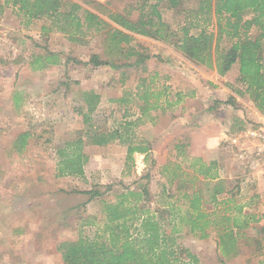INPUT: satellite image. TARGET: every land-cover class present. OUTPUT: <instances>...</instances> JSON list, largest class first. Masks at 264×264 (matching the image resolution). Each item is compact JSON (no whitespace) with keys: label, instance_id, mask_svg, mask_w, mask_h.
Segmentation results:
<instances>
[{"label":"rangeland","instance_id":"1","mask_svg":"<svg viewBox=\"0 0 264 264\" xmlns=\"http://www.w3.org/2000/svg\"><path fill=\"white\" fill-rule=\"evenodd\" d=\"M69 1L109 18L106 22L113 28L116 27L109 21L112 17L122 16L136 21L140 15L148 14L150 6L156 2ZM199 2L177 0L172 5L164 0L157 10L171 31L192 21L215 32L213 19L207 25L203 17L195 16ZM48 25L47 20L27 22L12 8H8L0 18V264H63L57 250L60 243L75 241L79 236L93 238L97 233L102 234L104 223L100 221L99 214L102 204L96 199L89 200L85 193L98 189L105 192L100 198L114 202L116 195L127 189L138 190V184L145 183L141 179L145 175L149 176L148 190L161 191V186L171 187L172 184L170 186L164 180L160 171L166 164L171 172L174 170V160L179 151L176 145H180L175 141L187 146L189 137L186 135L191 132L207 131L214 138L222 132L226 134L228 140L226 137L214 148L217 151H213V160H217L221 171L228 175H246L243 179L247 186L246 197L252 199L254 212L264 211V152L261 149L264 144V112L255 109L248 98H240L232 91L242 89L236 82V66L224 77H219L214 71L185 58L169 41L132 33H127L132 37L128 46L122 44L121 47H133L137 54L127 57V53L112 48L111 39L101 33L88 32L81 37V42L70 41L63 34L43 32L41 28ZM198 31L193 28L191 32L195 34ZM171 40L175 41V38L171 37ZM227 44L222 40L220 47ZM47 53L56 55L58 64L32 70L34 59ZM92 55H98L101 61L110 59L117 65L133 64L137 60L142 62L139 66L122 69L94 67L87 63ZM166 60L174 61L178 66L173 67ZM152 75H157L156 89L168 88L170 102L175 100L176 94H180L181 101L176 103L178 105L152 112L156 120L154 125L147 128L152 123H146L133 132L134 142L146 141L152 152L145 159L134 154V165L129 168L125 166L129 143L115 139L106 145L94 146L83 138L80 114L85 111L83 94L93 93L100 97L99 104L90 115V124L106 133L118 128L120 134L128 137L129 131L127 134L122 129V107L115 100L125 92L133 91L140 78ZM189 76L195 78L188 81ZM191 82L197 87L203 86L199 98L195 93L191 94ZM14 91L22 97L17 111L12 110L10 104ZM230 96L235 99L233 107L224 103ZM189 109L198 111L194 121L183 117ZM130 113L133 115L137 111L131 107ZM175 115H182L180 123L187 120L191 126L182 127L181 132L185 133L182 139L178 138L181 134L176 133L175 137L170 134L171 139L166 145L165 139L151 133L157 134L156 125L173 122ZM24 131L31 134L29 146L18 155L11 150V143ZM81 137L85 142L83 153L87 156L83 165L84 177H58L57 149ZM149 137L151 139L147 140ZM233 137L238 138L237 145L230 146L228 143ZM224 142L226 146L222 147ZM186 165L181 163V166ZM150 197L145 208L159 213L161 210L156 203L163 204V198L157 192ZM233 207L237 204L231 201L229 209ZM258 223L252 224L256 226L241 237L234 232L235 245L230 255L222 260L214 257L213 243L206 245L207 242L193 241L187 235L172 236L173 251L180 260H186L187 255L196 257L197 253L201 254L197 258L198 264H259V261L264 264V225ZM164 230L169 233L168 223Z\"/></svg>","mask_w":264,"mask_h":264},{"label":"trees","instance_id":"2","mask_svg":"<svg viewBox=\"0 0 264 264\" xmlns=\"http://www.w3.org/2000/svg\"><path fill=\"white\" fill-rule=\"evenodd\" d=\"M155 1L154 5L150 6V12L140 15L136 21L122 16L112 17L111 20L129 33L169 41L185 58L198 66L214 71L219 77H224L236 66V82L242 86V89H232V91L240 98H248L255 109L264 112V0H200L195 16L200 19L203 17V22H207V25L213 19L215 32L195 25L192 21L184 23L176 31H171L162 22L157 10L160 2L164 0ZM168 2L175 5L177 0H168ZM8 8H12L27 22L49 21L48 27L41 28L43 32H57L65 35L70 41L77 42H81V37L88 32L101 33L111 39L112 48L123 54L127 53V57L137 54L133 47L130 49L121 47L122 44L128 46L132 40L130 35L111 27L97 15L69 0H0V18ZM143 16L146 17L145 20ZM193 28L199 31L193 34L191 32ZM171 37H174L175 41H172ZM222 40L228 43L226 47H220ZM33 62L34 71L58 64L57 56L53 53L36 57ZM141 62L137 60L133 64L126 62L117 65L110 59L101 61L98 55H92L87 63L94 67L108 66L112 69H122L139 66ZM156 77L157 75H152L140 78L133 91L125 92L121 98L115 100L122 107L121 118L124 120L122 129L126 130L127 134L129 131L128 137L120 134L118 128L106 133L90 124V115L99 104L100 97L93 93H84L82 100L85 111H81L80 114L83 138L85 137L87 143L103 146L115 139L120 143H129L125 154V166L129 168L134 165V154L144 155L145 159L151 150L150 145L145 143L146 141L134 142V129L152 123L154 120L152 112L164 110L181 101L180 94H176L175 101L170 102L167 87L156 89ZM123 82L122 80L121 83ZM234 102L235 99L230 96L224 103L233 107ZM131 107L136 109V114L130 113ZM128 117L134 119L128 121ZM29 136V132L20 135L23 146ZM84 145L85 142L81 137L57 149L58 177H84L83 165L87 160V156L83 153ZM221 146L225 147L226 142ZM185 168L197 176L212 180L213 171H217L218 164L215 161L205 163L200 158H189ZM174 173L173 170L169 177L171 182L175 177ZM141 179L145 180V183L138 184L139 191L129 188L116 195L114 202H106L103 198L105 192H100L98 189H91L85 193L89 195V200L96 199L102 204L99 212L100 221L104 223L102 234L97 233L93 238L79 236L75 241L60 243L57 250L60 252L63 264H198L194 256L187 255L186 260H180L175 256L172 236L176 230L169 223L170 230L167 233L162 225V222L172 220L173 207L165 208L159 213L145 208L144 205L151 198L148 190L149 176L145 175ZM101 196L103 197L100 198ZM196 204L197 202H194L190 207L197 210L198 204ZM232 210L236 215L234 218H226L231 225L217 243L222 254L229 253L235 245L233 230H246L252 224L259 222L253 214L245 215L241 219L242 209L238 207L225 209V212L232 213ZM197 217L201 219L205 215L198 213ZM194 230L200 232V238L206 236L204 226H191L190 231Z\"/></svg>","mask_w":264,"mask_h":264},{"label":"crops","instance_id":"3","mask_svg":"<svg viewBox=\"0 0 264 264\" xmlns=\"http://www.w3.org/2000/svg\"><path fill=\"white\" fill-rule=\"evenodd\" d=\"M92 12L93 11L91 10V13ZM93 14L96 15L97 13H93ZM98 17H100L105 22L107 21V19H109L104 16H101L100 14ZM109 21L118 30L129 34V31L119 27L111 20ZM166 61L173 67L178 66V64L174 63V61L171 60H166ZM189 78L190 80L188 81H191V79L195 77L192 78V76H189ZM189 87L192 90L191 94L194 95L195 93L197 98H199L200 94L202 93L203 86L197 87L194 84V82L193 83L191 82ZM10 99H11L10 104L12 106L11 107L12 110L17 111V109H19L21 105L20 102L22 100V97L17 91H14ZM173 105H178V104H173ZM197 114H198L197 110L194 111L192 109H189V111L186 114H184L183 117L188 118L191 121H194L195 118H197ZM153 116L155 120V115ZM175 116L176 118L171 123L167 122L165 125L164 123L156 125V131L158 132L157 134L151 133L150 131V133L153 134V136L155 137L160 136V139H165L167 142L166 145L169 144V141L171 139L170 134H174V137L176 133L181 134L178 136V138L182 139V137L185 136V133L181 132L182 127L185 129V127L191 126V124L186 123L187 120L183 123H180L181 122L180 119H182V115L179 116L175 115ZM154 120L152 124H149L147 128H150V126L154 125V122L156 121ZM136 129H134V132H136ZM22 133L16 136L11 143V150L12 151L15 150L18 155H21L27 149V147L29 146V138L31 136V134L29 133L30 136L25 140L26 144L23 146L22 145L23 140L20 138V135ZM186 136L189 137V143L187 144V146L185 145V147H183L181 143H179L178 141H175V144H180V145H176V148L179 149V151L176 154L177 158H175L174 160L176 163L174 165L175 177L172 180V182L169 180L171 171L169 170L170 167H168L167 164L164 165L160 171V174L164 178V180L167 183H169L170 186L172 184V186L171 187H168L167 185L161 186V191L151 188L149 192L151 194H155L157 192L160 194V197L163 198L164 201L163 204H161V202L156 203L161 211H163L165 208L168 209V207H173L174 210L173 218L172 220L169 219L166 222H162L163 227L166 226V223L168 224L170 223L172 224V226H174L176 230L174 236L181 237L187 235L186 237H190L193 241L195 240V241L207 242L206 245H208V243H213L214 257H218L220 258V260H222L223 257L229 256L230 252L226 254L225 253L222 254L221 249L219 250V248L217 247V243L220 236L223 233H225V231H228L231 225V222L227 221L226 218L228 217L234 218L236 215L234 211L232 213L225 212V209H229V203L232 201L234 202V204H237L238 208L242 209L241 219H243L245 215L256 214L257 219H259V223L257 225L260 226L264 225V211L258 213L254 212L255 209L254 207H252L251 204L252 199L246 197L247 186L244 185V181H243V179L247 177L246 175L245 176L243 174L228 175L227 173L221 171L218 165L217 171H213L214 179L211 180L197 176L193 172L187 170L185 166H181V163L186 164L189 158H200L205 163H210L212 161L217 162V160H213V151L216 152L217 150H215L214 148H216V146L219 143H221L223 140L224 141L226 140L227 136L226 134H224V132H222L221 135L215 136V138L212 137V135H208L207 131L204 133L191 132ZM148 139L151 138L149 137L147 138V140ZM150 152L152 151L150 150L148 153ZM137 155L141 156L144 159V155H140V154ZM194 202H197L198 204L197 210H193L190 207L191 204ZM198 213L204 214L205 217L198 219L197 217ZM239 216L240 215H238L237 217L239 218ZM191 226H204V234L206 236L204 238H200V232L198 230H194L193 232L190 231ZM255 226L256 225H251L250 226L251 228L247 230H233V233L235 232V234H238L237 237L239 236L241 237L245 232H247L248 230L252 229V227ZM217 252H219V254ZM201 256H202L201 254L197 253L196 258H200ZM261 262L259 261V264H263ZM220 264L222 263L220 262Z\"/></svg>","mask_w":264,"mask_h":264},{"label":"built area","instance_id":"4","mask_svg":"<svg viewBox=\"0 0 264 264\" xmlns=\"http://www.w3.org/2000/svg\"><path fill=\"white\" fill-rule=\"evenodd\" d=\"M102 1H105V0H102ZM246 136H248V134H245ZM251 135H258L257 133H251ZM260 136V135H259ZM237 141H238V138L237 137H233L230 141H229V145L231 146V145H237ZM263 146H262V152H264V144H262Z\"/></svg>","mask_w":264,"mask_h":264}]
</instances>
